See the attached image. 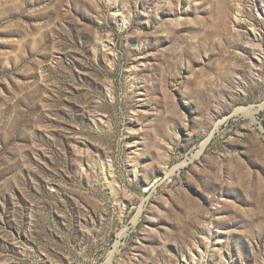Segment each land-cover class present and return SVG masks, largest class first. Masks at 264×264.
<instances>
[{"label": "rangeland", "instance_id": "obj_1", "mask_svg": "<svg viewBox=\"0 0 264 264\" xmlns=\"http://www.w3.org/2000/svg\"><path fill=\"white\" fill-rule=\"evenodd\" d=\"M0 264H264V0H0Z\"/></svg>", "mask_w": 264, "mask_h": 264}, {"label": "bare ground", "instance_id": "obj_2", "mask_svg": "<svg viewBox=\"0 0 264 264\" xmlns=\"http://www.w3.org/2000/svg\"><path fill=\"white\" fill-rule=\"evenodd\" d=\"M127 19L125 17H123V24L122 26L124 27L125 25H127ZM106 45V44H105ZM132 74V73H131ZM252 109V108H251ZM245 112L248 113V110H250V108H244L243 109ZM254 115V114H253ZM206 144V142L203 144V148H204V145ZM105 167V166H104ZM105 171H106V174H105V177H106V181H108V183L111 185V188L113 190V187H112V183L114 181V176H113V172H112V168H111V164L108 163L107 164V167L105 168Z\"/></svg>", "mask_w": 264, "mask_h": 264}]
</instances>
